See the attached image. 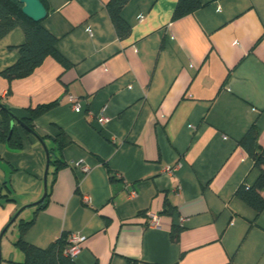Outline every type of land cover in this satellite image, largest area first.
I'll list each match as a JSON object with an SVG mask.
<instances>
[{
    "label": "crops",
    "instance_id": "obj_1",
    "mask_svg": "<svg viewBox=\"0 0 264 264\" xmlns=\"http://www.w3.org/2000/svg\"><path fill=\"white\" fill-rule=\"evenodd\" d=\"M107 1L45 0L42 24L70 65L48 57L27 77L0 74L2 103L20 111L56 101L35 130L49 137L60 128L73 140L36 212L47 167L42 143L19 125L21 151L0 142V192L7 181L13 199L0 198V264L18 250L8 230L34 212L23 235L31 245L86 236L75 264H264V211L234 196L258 175L239 144L252 124L264 151V0H200L176 20L177 0H128L126 38L117 36ZM23 42L20 27L0 40V71ZM81 163L86 172L75 167ZM148 212L157 226L147 225Z\"/></svg>",
    "mask_w": 264,
    "mask_h": 264
},
{
    "label": "trees",
    "instance_id": "obj_2",
    "mask_svg": "<svg viewBox=\"0 0 264 264\" xmlns=\"http://www.w3.org/2000/svg\"><path fill=\"white\" fill-rule=\"evenodd\" d=\"M41 1L48 12L45 0ZM127 1L108 0L105 5L119 38H126L131 33L130 25L121 16V10ZM200 6V0H177L172 12V19L176 20L188 15ZM21 7L22 4L18 0H0V40L16 27H20L24 33V42L18 47L16 61L0 71V74L9 80L27 77L48 57L54 58L65 67L69 66V61L56 49L57 39L43 26V20L38 22L31 20L22 13ZM55 104L56 101H53L15 111L0 101V142L11 151H21L23 149V143L16 129L19 124L15 121V118H18L25 124L27 129L21 125L19 126L27 133L35 136L42 144L44 143L48 152L47 175L51 178L47 184L46 196L41 204L36 205L35 212L43 208L49 201L51 185L55 180L57 171L67 164L63 157V149L73 143V140L60 128L54 136L49 137H41L35 130V119ZM256 139L257 129L252 124L240 139L239 144L253 160V166L258 170V175L250 186L243 183L239 184L234 191V196L241 199L257 213H260L264 211V194H262L264 192V151L256 145ZM100 162L107 167L104 160H100ZM109 177L117 178L115 172L111 171H109ZM2 188L0 198L5 201L13 200L9 196L11 189L7 181L3 182ZM34 214L28 220L21 218L18 220V235L14 245L23 254L20 264H75L73 258L63 254L67 233H62L45 248L31 245L23 239L24 233L34 222ZM17 217L18 215L15 216L14 220H10L6 229L15 222ZM177 234V230L173 231L172 237L176 239ZM130 262L132 261L130 260Z\"/></svg>",
    "mask_w": 264,
    "mask_h": 264
},
{
    "label": "built area",
    "instance_id": "obj_3",
    "mask_svg": "<svg viewBox=\"0 0 264 264\" xmlns=\"http://www.w3.org/2000/svg\"><path fill=\"white\" fill-rule=\"evenodd\" d=\"M68 99H69V102L71 103L72 107L77 108L80 105L78 98H76L72 95H69ZM107 120H108L107 117L103 116L100 119V122L104 123ZM75 167L81 172H86L88 170L87 165L82 164V163L77 164ZM172 171H173V168H171L170 166L165 167V172L171 173ZM115 176L117 178H121V174L118 172L115 173ZM135 194H136V192L133 189H130L128 191V196H130V197L135 196ZM84 200H87V198H85ZM147 215H148L147 225L148 226H157L158 225V215L153 213V212H148ZM184 220H185V218H181L180 224H182ZM85 238H86V236L80 232H71V233L69 232V233H67L66 245H65V248L63 250V254L68 255L71 258L75 257L80 252L81 243L85 240Z\"/></svg>",
    "mask_w": 264,
    "mask_h": 264
},
{
    "label": "water",
    "instance_id": "obj_4",
    "mask_svg": "<svg viewBox=\"0 0 264 264\" xmlns=\"http://www.w3.org/2000/svg\"><path fill=\"white\" fill-rule=\"evenodd\" d=\"M21 4V11L22 13L27 16L28 18H30L31 20L38 22L43 20L46 15H47V9L45 8V6L43 5L41 0H18ZM15 121L21 125L23 128L27 129V127L25 126V124L19 120L18 118H15ZM13 124V123H12ZM46 155L48 156V152L46 149L45 144H42ZM47 167H48V161H47ZM47 167L45 170V174H44V179H43V193L41 195V197L36 200L34 203H32V205H37V204H41L46 196L47 193ZM26 206L21 207L16 214L11 218V220H14L15 216H17ZM6 229V227H5ZM5 229H3V232L5 231Z\"/></svg>",
    "mask_w": 264,
    "mask_h": 264
},
{
    "label": "rangeland",
    "instance_id": "obj_5",
    "mask_svg": "<svg viewBox=\"0 0 264 264\" xmlns=\"http://www.w3.org/2000/svg\"><path fill=\"white\" fill-rule=\"evenodd\" d=\"M15 228H11L8 230L7 234H6V238L7 240H9L10 242H12L15 238H17V235H18V226H14ZM15 231L12 232L11 231ZM21 255V256H20ZM20 258V259H19ZM23 259V254L20 250H15V254H14V258H13V262H11L10 264H20V262L22 261ZM3 264H8L7 262L3 261Z\"/></svg>",
    "mask_w": 264,
    "mask_h": 264
}]
</instances>
